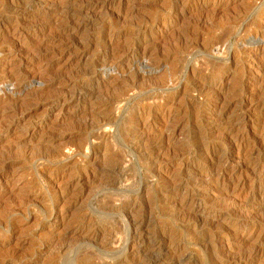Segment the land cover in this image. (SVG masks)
Returning a JSON list of instances; mask_svg holds the SVG:
<instances>
[{
  "label": "rangeland",
  "instance_id": "obj_1",
  "mask_svg": "<svg viewBox=\"0 0 264 264\" xmlns=\"http://www.w3.org/2000/svg\"><path fill=\"white\" fill-rule=\"evenodd\" d=\"M0 264H264V0H0Z\"/></svg>",
  "mask_w": 264,
  "mask_h": 264
},
{
  "label": "bare ground",
  "instance_id": "obj_2",
  "mask_svg": "<svg viewBox=\"0 0 264 264\" xmlns=\"http://www.w3.org/2000/svg\"><path fill=\"white\" fill-rule=\"evenodd\" d=\"M140 75V74H139ZM243 82H241V84H242ZM231 142V141H230ZM202 153V152H201ZM162 250V249H161ZM157 253V252H156ZM244 258V257H243Z\"/></svg>",
  "mask_w": 264,
  "mask_h": 264
}]
</instances>
